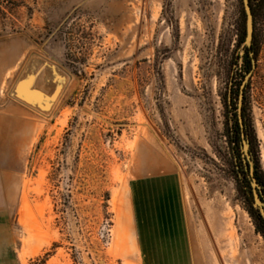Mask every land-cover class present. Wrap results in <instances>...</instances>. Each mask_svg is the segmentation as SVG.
<instances>
[{"label":"rangeland","instance_id":"374dc122","mask_svg":"<svg viewBox=\"0 0 264 264\" xmlns=\"http://www.w3.org/2000/svg\"><path fill=\"white\" fill-rule=\"evenodd\" d=\"M255 4L248 53L242 0H0V45L21 49L2 94L33 56L69 77L53 111L39 112L19 196L0 201V264H170L153 199L134 198L138 177L170 166L193 264H264L242 183L251 167L264 183V0ZM241 95L248 155L234 132Z\"/></svg>","mask_w":264,"mask_h":264},{"label":"crops","instance_id":"0c3cea01","mask_svg":"<svg viewBox=\"0 0 264 264\" xmlns=\"http://www.w3.org/2000/svg\"><path fill=\"white\" fill-rule=\"evenodd\" d=\"M15 53H17V54L21 53V49H16L11 44H8V43H4V44L0 45V201L2 200V198H5V197L14 198V197L19 196V185L21 182V175H22V172L20 169L21 161L23 160V158L26 157V154L28 153L30 142L33 141L34 134L38 130L39 122H43L42 119H40L41 117H43V115H41L39 113V111L29 107L28 105H26V104H24V103H22L16 99H14L13 97H6L5 95L2 94L3 82L6 79L8 73L13 69V64H14V59H15L14 54ZM175 173L176 172H175L174 168L172 166H170L169 170L165 171L163 173H157V174H151L150 176L138 177L140 182H137V184L135 186L136 187V193L134 195V198L142 199V201H143L142 203L145 204V200H143V199H145L147 196L154 199L160 195L159 199H160V197L162 198V200H160V201L163 204L167 205V203L169 201H170L169 204L172 201H173L172 203L174 204L176 202V197H177V199H179L176 202L179 205L177 208H175L176 206H174L172 204H170V207H169V205H167V207H166V208H168V210L169 209L171 210V208H174L175 211H173V212H175V214H177L176 210L180 211V205H181L182 197L180 195V191L177 190V187H178L177 183L178 182L176 180ZM147 177L148 178L155 177V179H153V180L149 179L150 180L149 181L148 179H146ZM162 177H166L167 179L162 178ZM170 183H172V184H170ZM142 186L144 187V190H143ZM163 186H164V188H163ZM158 187L161 188V190ZM167 187H169L170 189ZM175 187H176V189H175ZM173 188L176 191V197H174L175 194L174 195L169 194L171 192L172 193L175 192V191H173ZM147 189H150V190L146 191ZM152 189H153V192H151ZM145 191L148 192L149 194L146 195ZM154 191L157 193V196H156V193ZM167 192H168V195L166 196ZM164 194L166 197L164 196ZM168 196H169V198H168ZM172 197H174V198H172ZM159 199L157 198L158 202L154 199L155 202L158 203V205H160L159 206L160 209H159L158 205H156V203L154 202L156 205V209L158 208L157 209L158 211L156 210V214L158 216L157 218L160 220V222H163V224H165V225L167 223L169 225L170 222L172 223V226H171V224L169 226L170 228H168L167 225L165 226V229L166 230L168 229L170 232L169 235L171 237H169V239H172V232H173L174 228H175V230H174L175 232H173L174 235H178V231H179L180 236L182 235L181 236L182 239L180 238V236H179V238L174 236L173 238H175V239L167 241L168 250H166V253H167L166 255L168 257L165 258V261L170 263L172 261L171 256L172 257L174 256L175 257V258L173 257L174 262H171L170 264H172V263L175 264V261H176V264H193L194 263V257H193L191 243H190V241L188 242V236L185 235V231L183 230V227L180 224H178L179 222L176 219L177 217L174 216L175 214L172 213L173 214L172 215L170 213L171 216L167 215L168 212L165 213V207H164V211H163V206H165V205H162V207H161L162 203L159 202ZM173 199H175V200H173ZM163 200H165V201H163ZM164 202H166V203H164ZM171 205L174 207H172ZM166 211H167V209H166ZM157 212H159V213H157ZM160 213H162V214L164 213V215H162V214L160 215ZM165 215H167L168 217H166ZM167 218H168L167 221H169L170 219L174 220L172 218H175V221H177V223L174 221H171V220L166 223L165 220ZM141 219L143 220L144 218L141 217ZM178 220H179V218H178ZM176 224H178V225H176ZM176 226H178L179 228ZM180 231H182V232L180 233ZM145 237H146V235L144 233H142L141 244L147 246ZM178 239H180V240H178ZM173 240H176L175 241L176 243ZM176 244H178V245H176ZM173 245H176V249L174 248L176 251L173 249V247H174ZM170 248L172 250H174L173 253H172V251L170 252ZM146 251H147V248H146ZM178 251L180 252L179 253V260L177 258ZM174 252H176L177 255H175L176 253L174 254ZM183 259H185V260H183ZM177 261H179V262H177ZM190 262H192V263H190Z\"/></svg>","mask_w":264,"mask_h":264},{"label":"water","instance_id":"95a60500","mask_svg":"<svg viewBox=\"0 0 264 264\" xmlns=\"http://www.w3.org/2000/svg\"><path fill=\"white\" fill-rule=\"evenodd\" d=\"M242 1L246 16V37L244 43L247 47H250L254 38V14L250 0ZM250 75L251 73L246 77V80ZM68 79L69 77L66 72L58 65L42 57L33 56L28 61L10 94L14 99L28 105L40 113L50 114L56 106ZM39 80L44 83V86L38 84ZM241 104L242 95L240 96L239 102V121L240 125L243 127ZM242 137H245L244 132ZM249 147V142L244 138L243 148L247 155ZM253 174L254 169L251 167V175L253 176ZM252 184L255 188L260 187L255 178H253ZM254 204L260 209L264 217V203L256 189H254Z\"/></svg>","mask_w":264,"mask_h":264},{"label":"bare ground","instance_id":"6f19581e","mask_svg":"<svg viewBox=\"0 0 264 264\" xmlns=\"http://www.w3.org/2000/svg\"><path fill=\"white\" fill-rule=\"evenodd\" d=\"M141 182H142V181H141ZM151 182H152V181H151ZM161 183H162V182H161ZM173 183H174V182H173ZM153 184H154V183H153ZM170 184H172V183H170ZM151 185H152V184H151ZM171 186H172V185H171ZM152 188H153V187H152ZM158 188H159V187H158ZM163 188H164V186H163ZM167 188H169V187H167ZM159 189L161 190V188H159ZM169 189H170V188H169ZM171 189H172V188H171ZM175 189H176V187H175ZM175 189L173 188V191H175ZM149 190H150V189H149ZM157 190H158V189H157ZM164 190H165V189H164ZM164 190H163V191H164ZM167 190H168V189H167ZM155 191H156V190H155ZM155 191H154V192H155ZM151 192H153V189H152ZM157 192H158V191H157ZM160 192H161V191H160ZM165 192H166V191H165ZM168 192H169V191H168ZM168 192H167L166 196L168 195ZM155 193H156V192H155ZM160 194H161V193H160ZM169 194H173V195L175 194L174 197H176V191H175L174 193L171 192V193H169ZM158 195H159V194H158ZM156 196H157V193H156ZM159 196H160V195H159ZM159 196L156 197V198H154V199L157 201V198L159 199ZM161 196H162V195H161ZM164 196H165V194H164ZM166 196H165V197H166ZM153 197H154V196H153ZM165 197H164V198H165ZM174 197H172V198H174ZM164 198H163V199H164ZM168 198H169V196H168ZM154 199H153V201L155 202ZM165 199H166V198H165ZM160 200H162L161 197H160V199H159V202H161ZM173 200H175V199H173ZM177 200H179V199H177V197H176V202H177ZM163 201H165V200H163ZM166 201H167V200H166ZM157 202H158V201H157ZM167 202H168V201H167ZM169 202H170V201H169ZM169 202L167 203V205H169V207H170V204L176 206L175 208H177V207L179 206L178 203H176L175 201H174V202H175L176 204H175V203L173 204V203H172L173 201H172L170 204H169ZM155 203H156V202H155ZM161 203H162V202H161ZM164 203H166V202H164ZM156 205H158V203H156ZM156 205H154V206L156 207ZM162 205H165V206H163V211H164V207H165V213L168 212L167 215H170V213H171V214H172V213L175 214V212H173V211H175L174 208H171V210L169 209V210H170V211H169L168 208H166V207H167L166 204H163V203H162V204H161V207H162ZM172 205H171V206H172ZM151 206H153V205H151ZM159 206H160V205H158V208L160 209ZM174 206H172V207H174ZM155 207H154V208H155ZM158 208H157V209H158ZM157 209L155 208V211H156ZM166 209H167V211H166ZM172 209H173V210H172ZM150 210H151V211H152V210L154 211V209H151V208H150ZM157 211H158V210H157ZM160 211H161V210H160ZM178 211H179V210H178ZM178 211L176 210L177 214H175L174 216L177 217L176 219H177V221L179 222L180 220H178V218H181V217H180V215L178 216V214H179ZM161 212H162V211H161ZM157 213H159V212H157ZM161 214H162V213H160V215H161ZM152 215H154V214H152ZM162 215H164V213H163ZM167 215H165V216L168 217ZM172 215H173V214H172ZM155 216H156V215H155ZM170 216H171V215H170ZM170 216H169V217H170ZM152 217H153V216H152ZM156 217H157V216H156ZM172 217H173V216H172ZM154 218H155V217H154ZM155 219H156V218H155ZM164 219H165V218H164ZM169 219H170V218H169ZM172 219H174V220H171V219H170V220H171V221H174V222L177 223V221H175V218H172ZM167 220H168V218L165 220L166 223L170 221V220H169V221H167ZM154 221H155V220H154ZM158 221H159V219H158ZM161 221H162V220H161ZM182 221H183V219H182ZM156 222H157V221H156ZM157 224H158V223H157ZM161 224H162V222L159 224V226H160ZM170 224H171V226H172V223H171V222H170ZM170 224L168 225V228H170V227H169ZM174 224H175V223H174ZM178 224H180V223H178ZM178 224H176V225H178ZM180 225H181V224H180ZM165 226H166V225H165ZM165 226H164V227H165ZM160 227H161V226H160ZM176 227H178V226H176ZM178 228H179V227H178ZM178 228H177V229H178ZM174 230H175V228H174ZM174 230H173V232H175ZM183 230H184V229H183ZM176 231H177V230H176ZM173 232H172V239H175V238H173L174 236H176V237L179 238V236H180L179 231H178V235H174ZM181 232H182V231H180V233H181ZM176 234H177V233H176ZM181 236H182V235H181ZM181 236H180V238H181ZM169 237H171V236H169ZM172 239H169V240H172ZM181 239H182V238H181ZM178 240H180V239H178ZM173 241L175 242L176 240H173ZM181 241H182V240H181ZM171 242H172V241H171ZM175 243H176V242H175ZM177 243H178V242H177ZM181 243H182V242H181ZM232 243H233V242H232ZM176 245H178V244H176ZM176 245H173L174 247L172 246L173 249H174V248L176 249ZM183 247H184V246H183ZM175 249H174V250H175ZM179 249H180V248H179ZM181 249H182V248H181ZM174 250H172V249L170 248V252L172 251V253H173ZM175 251H176V250H175ZM179 251H180V250H179ZM179 251H178V256H177L178 260H179V253H180ZM175 253H176V252H174V254H175ZM175 255H177V253H176ZM182 255H183V254H182ZM183 256H184V255H183ZM173 257H174V256H173ZM173 257L171 256V258H172V259H171V260H172L171 262H174L173 259H174L175 257H174V258H173ZM186 257H187V256H186ZM183 258H184V257H183ZM183 260H185V259H183ZM181 261H182V260H181ZM236 261H238V260H236ZM171 262H170V263H171ZM177 262H179V261H177ZM172 264H173V263H172ZM175 264H176V261H175ZM218 264H219V263H218Z\"/></svg>","mask_w":264,"mask_h":264},{"label":"flooded vegetation","instance_id":"af4514ba","mask_svg":"<svg viewBox=\"0 0 264 264\" xmlns=\"http://www.w3.org/2000/svg\"><path fill=\"white\" fill-rule=\"evenodd\" d=\"M240 129H241V133L244 131L247 134V130L246 129L243 130V128H242L241 125H240ZM253 178L256 179V181L258 182V184L260 185V187H262L263 190L260 187H256L255 188L253 186V184H252ZM242 183H244V184L246 183V185L243 186V189L245 190L248 198H252L254 200V189H256L257 192L259 193L260 198L262 200H264V183H263L261 177L258 174L257 167L254 170V174H253L252 178L251 179L250 178H246V182L245 181H242ZM255 209L258 211V213L260 214L261 218L264 220V217H263L261 211L258 208H255Z\"/></svg>","mask_w":264,"mask_h":264},{"label":"trees","instance_id":"16d2710c","mask_svg":"<svg viewBox=\"0 0 264 264\" xmlns=\"http://www.w3.org/2000/svg\"><path fill=\"white\" fill-rule=\"evenodd\" d=\"M255 1L256 0H250V4H251V7H252V11H253V14H254V22H255V20H256V17H257V8H256V4H255ZM246 17V16H245ZM246 22V21H245ZM246 24V23H245ZM243 35H244V37L246 36V25L244 26V31H243ZM242 38V43L245 41V38ZM253 44H254V39H253V43H252V46H250V47H246V51L248 52V53H252L251 52V50H253ZM235 128H236V130L234 131L235 133H237V134H239V128H240V123H239V121H237V123H236V126H235ZM246 136H247V134H246ZM248 137V136H247ZM258 174H259V172H258ZM248 175H250V174H248ZM250 178V177H249ZM252 178V177H251ZM250 178V179H251ZM244 193H245V195L247 196V194H246V192L244 191ZM248 197V196H247ZM253 203H254V200H253ZM257 211V210H256ZM257 213H258V211H257ZM259 214V213H258ZM259 221L261 222V224L263 225V228H264V220L261 218V216H260V214H259ZM261 232H263V234H264V229H262L261 230Z\"/></svg>","mask_w":264,"mask_h":264}]
</instances>
